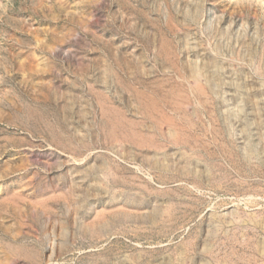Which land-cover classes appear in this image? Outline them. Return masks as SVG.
Returning a JSON list of instances; mask_svg holds the SVG:
<instances>
[{"label":"rangeland","instance_id":"374dc122","mask_svg":"<svg viewBox=\"0 0 264 264\" xmlns=\"http://www.w3.org/2000/svg\"><path fill=\"white\" fill-rule=\"evenodd\" d=\"M0 264H264V0H0Z\"/></svg>","mask_w":264,"mask_h":264},{"label":"bare ground","instance_id":"6f19581e","mask_svg":"<svg viewBox=\"0 0 264 264\" xmlns=\"http://www.w3.org/2000/svg\"><path fill=\"white\" fill-rule=\"evenodd\" d=\"M161 13V12H160ZM227 16V15H226ZM174 60V59H173Z\"/></svg>","mask_w":264,"mask_h":264}]
</instances>
